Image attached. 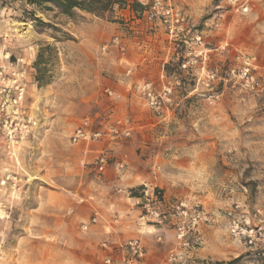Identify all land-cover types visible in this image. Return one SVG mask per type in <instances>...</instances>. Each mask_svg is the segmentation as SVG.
I'll return each mask as SVG.
<instances>
[{"label":"rangeland","instance_id":"rangeland-1","mask_svg":"<svg viewBox=\"0 0 264 264\" xmlns=\"http://www.w3.org/2000/svg\"><path fill=\"white\" fill-rule=\"evenodd\" d=\"M130 1L135 9L116 6L100 16L36 10L43 24L33 20L34 7L0 0V58L22 57L30 67L25 101L36 122L15 156L0 149V264L103 263L101 238L94 226H83L101 210L95 195L109 173L99 178L96 159L106 151L116 167L111 145L125 139L74 145L70 138L86 117L101 127L122 118L115 107L124 96L112 85L113 70L121 66L126 83L127 69L140 62L165 64L162 81L153 80L156 73L145 81L171 89L163 118L140 98L142 112L161 120V136L189 145L210 172L220 206L239 205L237 219L257 232L251 248L231 236L228 218L216 241L232 244L231 258L204 264L237 258L235 264H264V0H171L187 17V43L170 40L144 18L139 0ZM117 35L125 56L115 47L103 50ZM184 60L192 61L188 68ZM247 68L259 86L247 80ZM108 87L122 98H109ZM130 91L138 96L135 85ZM8 173L22 178L21 190L2 184Z\"/></svg>","mask_w":264,"mask_h":264},{"label":"crops","instance_id":"crops-1","mask_svg":"<svg viewBox=\"0 0 264 264\" xmlns=\"http://www.w3.org/2000/svg\"><path fill=\"white\" fill-rule=\"evenodd\" d=\"M131 67L134 70L131 77L124 78L126 83L119 79L124 72L122 67L113 70L115 76L112 85L124 96L116 104L115 113L119 117L130 116L134 121V131L120 144L111 145L117 161L126 162V169L120 173L112 166L105 184L98 187L95 197L101 210L95 209L99 217L97 223L92 225L96 235L102 242L109 240L118 243L140 237L146 247L143 264H159L176 243L179 217L174 204L180 200L190 204L203 203L212 221L200 227L202 243L190 264L221 262L231 258L228 256L233 253L229 248L232 244H219L216 235L227 228L228 212L233 208L220 206L209 181L210 172L202 169L205 164L201 159L190 156L189 145L176 142L179 138L177 135L161 136V120L153 114L143 113L140 98L130 91L132 85L150 79L152 73H156L153 80L163 79L165 64L151 66L140 62ZM152 165H159L161 169L158 172L151 170L155 167ZM143 186H146L149 195H153L157 188L162 191L164 206H161V212L164 215L160 220H141L146 203V197L141 194ZM105 253L101 248V256Z\"/></svg>","mask_w":264,"mask_h":264},{"label":"built area","instance_id":"built-area-1","mask_svg":"<svg viewBox=\"0 0 264 264\" xmlns=\"http://www.w3.org/2000/svg\"><path fill=\"white\" fill-rule=\"evenodd\" d=\"M139 2L143 7L144 18L159 23L170 40L180 43L188 42L189 25L181 8L172 4L171 0H139ZM197 38L201 40L200 36ZM109 46L117 48L123 56L127 54V46L119 35L112 38L110 45H104L103 50H109ZM191 62V60H184L182 68H188ZM133 70V67H129L126 75L131 76ZM165 74L164 70L162 77ZM244 74L248 81L253 82V87L259 86L254 77L249 75V68ZM29 75L30 67L24 58L20 57L15 61L11 60V56L0 58V149L11 156H15L16 150L32 133L36 123L25 101ZM135 88L139 98L143 99L159 118H163L165 104L171 99V89L167 87L157 89L153 81H143L135 85ZM105 93L111 99L122 98L121 93L109 87L105 89ZM133 131L134 121L130 117L107 120L102 127L95 118L86 117L75 128L70 139L74 145L82 142L112 144L131 137ZM111 162L112 156L106 151H102L97 157L94 168L101 180H104L108 173ZM116 168L123 173L126 162L123 160L117 162ZM8 181L12 190L15 192L21 190L22 178L8 173L2 184ZM144 196L146 203L141 220L144 222L160 220L164 215L161 212V206H164L161 190L155 189L153 195H149L146 188ZM173 208L179 217L175 233L176 243L159 264H190L194 260L196 249L202 243L200 227L211 223V214L199 204H190L185 200L177 201ZM239 208L240 206L236 204L235 208L228 212L229 231L236 240L240 242L244 240L245 245L252 248L257 245V232L253 227H244L237 219L235 212ZM98 217L99 213L95 211L89 223L84 224L83 228L87 230L89 226L96 224ZM101 248L106 252L102 264H143L146 257V247L140 237L120 243L106 240L101 243Z\"/></svg>","mask_w":264,"mask_h":264},{"label":"trees","instance_id":"trees-1","mask_svg":"<svg viewBox=\"0 0 264 264\" xmlns=\"http://www.w3.org/2000/svg\"><path fill=\"white\" fill-rule=\"evenodd\" d=\"M24 3L25 5L32 6L35 9L30 11L34 17L33 20L43 23L42 20L35 17L36 10L49 11L52 7L57 8L60 13L73 17L75 13L85 11L95 15H103L107 12L114 11L116 6L120 8L130 6L131 8L136 7L135 2L130 0H15ZM141 7V6H140ZM142 8V7H141ZM40 78H38V81ZM238 259V258H237ZM233 260L230 264H235L238 260Z\"/></svg>","mask_w":264,"mask_h":264}]
</instances>
